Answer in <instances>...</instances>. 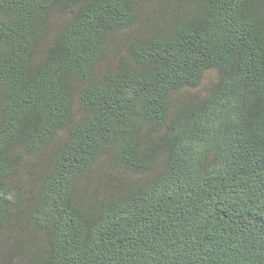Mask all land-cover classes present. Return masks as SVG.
<instances>
[{
    "label": "trees",
    "instance_id": "16d2710c",
    "mask_svg": "<svg viewBox=\"0 0 264 264\" xmlns=\"http://www.w3.org/2000/svg\"><path fill=\"white\" fill-rule=\"evenodd\" d=\"M0 264H264V0H0Z\"/></svg>",
    "mask_w": 264,
    "mask_h": 264
},
{
    "label": "bare ground",
    "instance_id": "6f19581e",
    "mask_svg": "<svg viewBox=\"0 0 264 264\" xmlns=\"http://www.w3.org/2000/svg\"><path fill=\"white\" fill-rule=\"evenodd\" d=\"M109 87V86H108Z\"/></svg>",
    "mask_w": 264,
    "mask_h": 264
}]
</instances>
